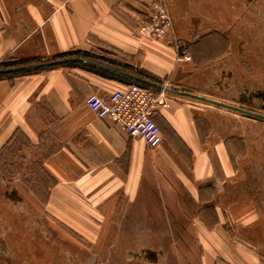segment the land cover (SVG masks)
<instances>
[{"label":"crops","instance_id":"1","mask_svg":"<svg viewBox=\"0 0 264 264\" xmlns=\"http://www.w3.org/2000/svg\"><path fill=\"white\" fill-rule=\"evenodd\" d=\"M147 2L0 0V61L45 59L79 50L109 56L121 67L142 69L166 87L242 105L232 88L239 79L233 57L223 56L224 45L232 44L226 32L230 27H224L225 16L231 14L224 12L225 0H219L214 18L204 6L192 8L180 0H167L173 31L162 40L136 32ZM211 20L215 25L209 24ZM251 23L247 22L248 29ZM209 46L220 47L221 57L216 54L202 64L195 55ZM182 53L190 54L191 60ZM217 81L230 88L217 86ZM129 83L81 66L0 78L4 170L0 167V207L4 205L8 228L5 234L0 220L4 240L0 264H16L1 257L9 252L6 239L16 236V190L24 204L44 210L48 221L67 223L91 243L51 246L27 239L25 254L30 256L24 264H166L164 255L170 248L142 240L160 237L161 230L153 223L162 216L183 221L189 233L196 234L200 264H264L244 239L247 229L259 225L260 216L249 183L257 178L263 189L259 175L249 172L250 134L241 129L251 119L241 117L239 111L153 87L157 94L165 92L167 104L157 105L153 112L162 142L151 147L111 118L97 117L86 105L90 93L107 97ZM17 157L36 163L49 176L44 187L47 196L33 192L31 178L25 182L14 176L5 181V171L18 172L12 171ZM41 217L47 224L46 214ZM48 227L63 240L50 222ZM167 235L172 237V229ZM149 252L156 256L149 257ZM38 253L45 256L37 257Z\"/></svg>","mask_w":264,"mask_h":264},{"label":"rangeland","instance_id":"2","mask_svg":"<svg viewBox=\"0 0 264 264\" xmlns=\"http://www.w3.org/2000/svg\"><path fill=\"white\" fill-rule=\"evenodd\" d=\"M180 1L182 5L185 2L186 4L188 3V6L191 5L192 8L204 6L203 8L209 10L213 18L215 17L214 14L216 9L220 7L218 4L219 0ZM227 11L231 12V14L225 16V18L228 19H225L224 27H230L226 32L230 35L232 44L231 46L224 45L223 56L233 57L232 66L234 67V71L239 75L238 82L232 87L235 92L234 98L239 99L246 105L240 104V107L244 106L246 109L264 114V0H235L234 2L228 0V3H226L225 0L224 12ZM249 20L252 22L250 24V29L247 28V22ZM209 24L215 25V21L211 20ZM216 54H218V57H221L219 55L220 47L215 48V46H209L198 51L195 57L199 56L200 62L205 64V62L215 58ZM227 70H231V67ZM202 82H205L207 85L205 78H203ZM217 86L226 89L230 88L228 83L223 84L222 82L218 83V81ZM239 114L241 117L245 115V117L251 119L249 124H241V129H248L250 134L251 153L253 157L249 172L251 175H254V173L259 175L264 189V119L250 116L242 112H239ZM15 164V170L12 171L14 173L18 170V172L13 175L5 171V181L11 177L13 179L14 176L20 177L21 180L25 182L31 178L36 186L33 192L41 194L42 196L48 195L49 191L44 187H47L50 182L49 176L40 170L41 168L38 167L36 163L31 164L29 161H24L17 157ZM2 166L3 165H0L3 170ZM252 184L253 183H249V187H251L250 192L254 191L252 190V188L254 189ZM15 193L16 221L14 224L16 234H13L16 236L12 239L13 235L10 234V237H8L9 239H6L9 252L1 253V257L5 260L16 264H24L30 256L29 254H25V240L27 239H32L33 244L38 242L39 245L46 244L51 246H55L56 243L58 246L61 244L64 246H71L76 243L80 247L91 244L88 239L80 237L76 231L67 225V223H56L55 221L52 223L48 221L50 220L48 219L50 216L45 213L44 210L40 211L37 207L24 204L22 199L23 196L20 191L16 190ZM255 196L258 201V205H256L257 213L260 215L259 225L247 229L248 235L244 239L253 250V254L264 263V200L257 195ZM0 197L2 200V190H0ZM5 202L4 203L7 204V200H5ZM3 208L4 205L0 207V220L4 223L2 227H4L5 234H7V219L5 215L2 214ZM42 213L47 216L44 217L45 220L48 219L47 224L41 217ZM37 218L39 219L38 221ZM170 218V220H167L166 216H162L159 218V221L153 223L155 228L161 230L159 238H142V240L144 243L153 242L155 245L160 246L161 249L164 248L167 250L170 248V250H168L169 252L164 255L166 264H200L201 251L196 234L193 231L189 233V229L184 225L183 221H174L172 216ZM49 222L52 227L57 228L59 233L63 235V240L60 238L56 239L51 229L48 227ZM10 225L13 224L10 223ZM168 229H172V237L167 235ZM0 241L4 240L0 238ZM41 254L42 253H38L37 257H41ZM42 256L44 257L45 255L42 254ZM68 256L69 255L64 254V258ZM148 256L154 257L156 254L149 252Z\"/></svg>","mask_w":264,"mask_h":264},{"label":"built area","instance_id":"3","mask_svg":"<svg viewBox=\"0 0 264 264\" xmlns=\"http://www.w3.org/2000/svg\"><path fill=\"white\" fill-rule=\"evenodd\" d=\"M172 31L173 19L167 0H148L147 7L138 18L136 32L141 37L162 40L168 38ZM181 55L186 60L192 58L187 53ZM85 102L97 117L111 118L124 131L141 137L149 146L156 147L162 142V134L153 119V112L157 105L167 104L164 91L157 94L154 88L132 82L107 97L92 92Z\"/></svg>","mask_w":264,"mask_h":264},{"label":"trees","instance_id":"4","mask_svg":"<svg viewBox=\"0 0 264 264\" xmlns=\"http://www.w3.org/2000/svg\"><path fill=\"white\" fill-rule=\"evenodd\" d=\"M75 56L85 57L87 59H91V60L96 61V62H100V63L106 64V65H109L112 67H117V68L123 69L127 72H130V73L135 74L137 76L152 80L154 82H160L157 78L153 77L152 75H150L149 73H147L146 71H144L142 69L133 70L132 68L127 67V65H124L123 67H121L122 66L121 63H119L116 59H113L109 56L85 53V52H81L79 50H71L68 52L53 55L52 57L45 58V59H43L42 57H32V58H25V59H17L14 57H8V58H5V59L0 61V68H9V67H15V66L23 65V64H30V63H35V62H40V61H45V60H55V59H60V58H65V57H75ZM59 66H81L83 68H86L88 70H92V71H94L98 74H101L103 76L118 78V79H122V80L128 81V82H137L143 86L153 88L152 86L147 85L145 83H142L140 81H137V80H134V79H131L129 77H125V76H122L119 74H115V73L110 72L108 70L98 68L96 66H93L91 64H88V63H85L82 61L69 62V63H65V64H61V65H54V66H50V67H46V68H42V69L27 70V71L9 73V74H0V78H12L15 76H19V75H23V74H27V73H33V72H37L40 70L55 68V67H59ZM253 184H254V189H253L254 191L253 192L255 193V195H257L262 200H264V191L261 188L260 182L258 181L257 178H254Z\"/></svg>","mask_w":264,"mask_h":264},{"label":"water","instance_id":"5","mask_svg":"<svg viewBox=\"0 0 264 264\" xmlns=\"http://www.w3.org/2000/svg\"><path fill=\"white\" fill-rule=\"evenodd\" d=\"M75 61H82L88 64H91L93 66H96L98 68H102L108 71H112L121 75H125L127 77H130L134 80L140 81L142 83H145L147 85H150L152 87H156V88H160V89H165L169 92H173V93H177L180 95H185V96H189V97H193L196 99H200L209 103H213L219 106H223L235 111H239L242 113H245L247 115L250 116H254L257 118H261L264 119V114L253 111V110H249L246 109L244 107H240L237 105H232L229 103H225V102H221L215 99H211L209 97H205L199 94H196L194 92L191 91H186V90H179V89H173L170 87H166L164 85H161L159 83H156L152 80L137 76L135 74H131V73H127L125 71L119 70L117 68H114L112 66L100 63V62H96L93 61L91 59H87L85 57H80V56H75V57H65V58H60V59H55V60H45V61H40V62H35V63H30V64H23V65H19V66H15V67H9V68H0V74H9V73H16V72H22V71H27V70H35V69H42V68H46V67H50V66H54V65H61V64H65V63H69V62H75Z\"/></svg>","mask_w":264,"mask_h":264}]
</instances>
